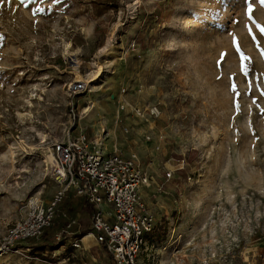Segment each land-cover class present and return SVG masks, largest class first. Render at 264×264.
<instances>
[{
	"label": "rangeland",
	"instance_id": "1",
	"mask_svg": "<svg viewBox=\"0 0 264 264\" xmlns=\"http://www.w3.org/2000/svg\"><path fill=\"white\" fill-rule=\"evenodd\" d=\"M257 25L260 0H0V247L31 199L61 188L42 152L85 130L103 151L136 152L151 176L141 200L156 225L140 264H264ZM72 69L98 74L73 98ZM80 197L69 188L51 227L14 242L0 264H116L87 235L93 206Z\"/></svg>",
	"mask_w": 264,
	"mask_h": 264
},
{
	"label": "built area",
	"instance_id": "2",
	"mask_svg": "<svg viewBox=\"0 0 264 264\" xmlns=\"http://www.w3.org/2000/svg\"><path fill=\"white\" fill-rule=\"evenodd\" d=\"M85 89L86 84L80 80L68 87L72 98ZM120 107H125L124 102ZM147 109L154 117L160 115L157 105ZM69 112L73 119L79 117L72 101ZM135 113L140 115L142 111L136 108ZM123 130L128 132V127ZM84 131L74 135L68 132L64 138L51 142L49 148L55 160L53 172L61 188L48 202L29 201L26 215L8 228L0 255L14 242L36 237L51 227L58 204L72 187L76 195L93 206L92 230L87 235L94 236L116 264H140L139 253L156 225L153 214L141 200V191L149 185L151 176L143 169L136 152L125 155L117 148L110 152L98 149ZM166 175L170 177L171 172ZM102 204L112 206V217L104 215ZM72 222L74 220L68 226ZM84 236L75 239L72 245L79 247Z\"/></svg>",
	"mask_w": 264,
	"mask_h": 264
},
{
	"label": "bare ground",
	"instance_id": "3",
	"mask_svg": "<svg viewBox=\"0 0 264 264\" xmlns=\"http://www.w3.org/2000/svg\"><path fill=\"white\" fill-rule=\"evenodd\" d=\"M97 67H98V70H97L98 74L102 73V71H103V65L102 64H98ZM71 72H72V74H75L76 75V80L84 81L87 84H90L91 82H93L95 80V78L97 77V75H98V74H96V75L91 76L90 78H85L76 69H74V70L72 69ZM140 116H142V114H140ZM118 117H119V115L116 118V122H117ZM102 134L105 137L107 136V132H106V130L104 128L102 129ZM103 139H104V137H99L96 140L97 144H101L102 145L103 144ZM100 149H102V148H100ZM42 157H43V162L46 163L47 165H51V164L54 165L55 164L54 156H53L52 152L50 151V148L48 149V151H46V152L43 151L42 152ZM105 205L106 204H102V206H105Z\"/></svg>",
	"mask_w": 264,
	"mask_h": 264
},
{
	"label": "snow or ice",
	"instance_id": "4",
	"mask_svg": "<svg viewBox=\"0 0 264 264\" xmlns=\"http://www.w3.org/2000/svg\"><path fill=\"white\" fill-rule=\"evenodd\" d=\"M9 2H11V0H9ZM28 2H30V0H20V3H21V4H26V3H28ZM260 3H261L262 5H264V0H260ZM247 10H248V13H249V19H251V18H252V17H251V12H252V4H251V2L248 3V5H247ZM257 27H259V28H260V31H261L262 33H264V26H259V25H257ZM262 55H264V50H262ZM242 59H243V60H247L248 57L242 55Z\"/></svg>",
	"mask_w": 264,
	"mask_h": 264
},
{
	"label": "crops",
	"instance_id": "5",
	"mask_svg": "<svg viewBox=\"0 0 264 264\" xmlns=\"http://www.w3.org/2000/svg\"><path fill=\"white\" fill-rule=\"evenodd\" d=\"M78 200L80 201V202H82L83 200H85V198L84 197H80V198H78ZM86 201V200H85Z\"/></svg>",
	"mask_w": 264,
	"mask_h": 264
}]
</instances>
